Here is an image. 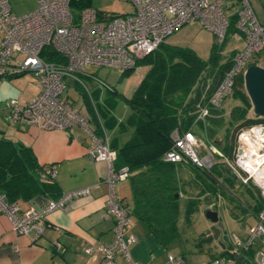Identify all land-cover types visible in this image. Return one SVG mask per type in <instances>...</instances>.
<instances>
[{
    "label": "built area",
    "instance_id": "obj_1",
    "mask_svg": "<svg viewBox=\"0 0 264 264\" xmlns=\"http://www.w3.org/2000/svg\"><path fill=\"white\" fill-rule=\"evenodd\" d=\"M131 10L122 14H104L91 5L81 6V0H36V7L22 15L11 12L9 0H0V77L13 69L17 73H32L38 92L26 104L18 98L6 102L5 120L9 124L25 123L41 130H67L74 124L81 126L91 137L87 149L94 161L105 162L107 172L103 178L107 186L104 216L112 219L115 233L109 244H88L85 252H98L106 264H114L122 256L128 264H143L131 259L130 246L136 239L127 234L132 216L117 198L116 185L129 178L128 167L115 168L116 151L109 139L89 128L88 114L75 109L61 98L66 82L82 84L88 66L119 71L134 70L136 62L154 51L169 35L184 25L197 22L222 42L231 19L235 18L236 33L242 38V47L232 58V67L224 74L211 103L218 105L233 89L235 77L245 71L253 55L264 50V25L259 21L250 0H122ZM72 8L79 13L73 16ZM51 52L54 61H46L42 54ZM22 56L20 64L11 67L10 60ZM135 70H138L136 68ZM95 82L97 77L92 76ZM201 111V116L206 115ZM195 136L187 131L172 138V148L164 160L172 163L190 160L198 167L208 169L207 158H199L194 148ZM211 153L217 152L210 147ZM241 180L246 183L252 176L246 172ZM54 176L53 169L45 170L41 180ZM89 194L88 188L62 194L50 199L39 210H19L14 203L6 202L0 195V215H5L18 234L29 235L32 240L42 235L46 214L65 209L75 197ZM264 197V189H261ZM259 240L264 247V209L257 215L256 224L250 228L247 240L232 239L235 248L245 249ZM163 264H187L183 255H170ZM205 264H237L231 256H220ZM255 264H264V249L255 253Z\"/></svg>",
    "mask_w": 264,
    "mask_h": 264
},
{
    "label": "crops",
    "instance_id": "obj_2",
    "mask_svg": "<svg viewBox=\"0 0 264 264\" xmlns=\"http://www.w3.org/2000/svg\"><path fill=\"white\" fill-rule=\"evenodd\" d=\"M259 14L264 17V9H260ZM234 38L236 42H242L239 35ZM239 49L241 47L237 46L236 50ZM17 59L22 60V56L17 55L10 60L9 65L12 68L18 66L15 64ZM143 70V74H138V80L133 82L134 90L140 77L146 72L145 68ZM109 71L106 79H109L110 75H117L118 80L121 81L129 75H124L119 70ZM30 77L32 79L29 80L26 73L17 75L13 69L0 77V184L8 182L12 176L20 175L21 167L15 164L26 152L35 158L41 168L54 170L50 182L55 184L56 192L60 196L83 188H88L89 194L73 198L65 209L46 214L43 218V233L35 240L29 235L15 232L8 218L3 214L0 215V264H106L98 252L92 254L85 252V246L88 244L94 246L109 244L115 238L113 221L104 216L107 186L103 178L107 172V165L105 162L94 161L88 156L87 149L91 144V137L77 124L67 130H41L25 123L9 124L5 120L8 100L18 98L19 103L24 105L37 94L38 86L33 76ZM23 79L25 80L22 81ZM78 110L87 113L85 107ZM125 118L126 116L118 118L116 122H108L109 132L104 129V135L109 140L115 135L117 123L124 121ZM102 131L101 135H103ZM244 136H249L253 143L252 147L244 143L242 140ZM117 139L118 143L124 142L127 136L119 135ZM238 141L245 144L246 150L237 145L236 157L239 160L236 162V167L232 165V161L226 162L227 174L229 175L228 171H231L236 177L229 175L232 180L225 183V196L222 198L218 196L219 194L210 195L208 198L210 203L202 204L192 215L198 216L197 219H193L195 224L201 221V218L206 221L201 233L194 232L191 237L180 235L164 243L150 232L146 222L133 218L127 231V234L133 235L136 239V242L130 246L132 260L143 264H163L170 255H183L187 264H205L218 256L231 255L237 260V264H255V253L259 249H264L260 241L256 240L248 248L239 249L234 247L232 239L242 242L247 240L250 228L256 224L257 215L264 207V197L261 194V189H264V162L256 166V174L252 173L254 169L250 171L247 165L240 163L243 159H249L243 163H250L253 159H258V156H264L262 150L264 134H260V128L256 134L253 133V129L243 130L238 136ZM204 157L209 160L210 167L215 164L211 162L210 153ZM246 172H250L252 176L244 183L241 177H246ZM187 173V178H190V173ZM185 178L182 177V184L186 181ZM24 179L23 176L18 178L20 181ZM25 185L26 183L22 182L16 186L21 191L14 202L19 210H39L50 200L47 195L34 193ZM115 193L122 203L132 207L129 180L119 182ZM188 198H191L190 195L182 196L179 216H184V202ZM209 204H214L213 210H222L224 214L225 229L221 230L218 238H215L212 224L204 216ZM178 227L180 229L179 223ZM203 234L205 237H202ZM226 234L229 238L227 243L222 240V236ZM208 236L212 237L210 241L205 239ZM114 264H128V262L122 256H116Z\"/></svg>",
    "mask_w": 264,
    "mask_h": 264
},
{
    "label": "trees",
    "instance_id": "obj_3",
    "mask_svg": "<svg viewBox=\"0 0 264 264\" xmlns=\"http://www.w3.org/2000/svg\"><path fill=\"white\" fill-rule=\"evenodd\" d=\"M89 4L90 0H81V6ZM230 29L236 32L234 17L228 31ZM225 42L226 38L222 42L214 41L206 60L190 48L169 45L165 41L138 60L136 68H145L146 72L140 77L133 94L123 97L130 114L117 123L115 135L109 140L110 147L117 154L115 168L128 167L130 173L127 180L132 191V207L123 203L124 206L129 209L132 218L146 222L150 232L164 243L182 235L178 227L181 191L185 190L186 195L191 197L184 202L183 217L189 223L202 204L210 203V195L225 196V183L232 180L227 174L226 162L232 161L237 153L239 132L264 125V117L248 116L252 107L243 87V71L235 77L232 89V92L235 91L234 98L242 103L236 114L232 112L225 121L221 105L227 98L218 105L210 102L224 74L232 67V58L237 52H232L224 62L220 55ZM42 57L46 61H54L51 52H44ZM134 70L122 71V74H130ZM202 110L207 111L206 115L199 117ZM96 130L101 134V128ZM187 131L195 136L194 148L199 158L205 156L198 151V142H201L203 148L213 157H219L221 162L206 169L186 158L177 163L165 161L166 152L172 148L173 136H181ZM124 134L127 140L118 143L117 136ZM210 147L217 152L211 153ZM15 165L21 167L20 175L0 184V195L6 202L14 203L18 199L21 191L16 186L22 182L34 193L47 195L53 200L60 197L50 177L40 179L45 169L38 166L30 154L25 152ZM184 171L189 172L191 177H186L182 184ZM20 176L25 179L18 180ZM192 188L195 189L194 195L187 191ZM211 238L208 236L205 239L210 241Z\"/></svg>",
    "mask_w": 264,
    "mask_h": 264
},
{
    "label": "rangeland",
    "instance_id": "obj_4",
    "mask_svg": "<svg viewBox=\"0 0 264 264\" xmlns=\"http://www.w3.org/2000/svg\"><path fill=\"white\" fill-rule=\"evenodd\" d=\"M260 1V2H259ZM254 11L259 18L260 22L264 24V17H261L259 14L260 9H264V0H250ZM10 6H11V12L15 15H22L25 14L31 10H33L36 7V0H9ZM93 8L100 11L101 13L106 14H122L127 13L131 10L129 3L124 2L122 0H90V4ZM79 13V10L77 8H72V14L73 16H77ZM237 33L235 31H232L231 29L228 31L226 35V42L223 51L221 52L220 57L225 62L229 59L230 54L234 51H236L237 46L242 47V44L240 46V41L236 42V39L234 37H237ZM216 41L213 37V34L208 31L207 29H204L200 26L199 23L194 22L187 25H184L183 27L177 29L175 32H173L171 35H169L165 42L169 45L174 46H180V47H187L193 50L198 57L201 59L206 60L209 57L211 47ZM21 62V59H17L15 61V64L19 65ZM251 64H257L262 67H264V51H262L260 54H255L252 57H250L247 66ZM109 70L112 69H106V68H98L96 66H88L85 69V76L86 77H80V80L83 85L87 87V90L84 86H82L79 83L75 82H66V88L61 96L63 100H65L67 103L72 105L75 109L80 108H86L87 114H88V120H89V128L92 130L100 129L101 127H104V129L109 132L110 124L112 122H116L118 118L126 116L130 114L129 108L126 106L124 98L130 97L134 91V84L138 80V74H143L144 70L142 67H139L138 70L132 71L128 76H125L123 79L118 80L117 75H110L109 79H106L107 72H110ZM26 76L28 79H32L30 76H33L32 73L27 72ZM92 76L97 77L99 81L95 82L93 79H91ZM34 79V77H33ZM23 79L22 81H24ZM35 80V79H34ZM234 92H232L231 95L227 97L222 103V108L225 111L224 113V120L226 121L232 112H235V114L239 111L240 106L242 103L234 98ZM238 109V110H236ZM249 118H255L256 116L253 114L252 108L250 109L248 113ZM125 118V119H126ZM109 122V123H108ZM259 126L264 125H255L250 129H253V133H257L259 130ZM245 131L247 129H244ZM241 130L239 134L242 132ZM238 134V136H239ZM198 140H200L198 138ZM237 145L239 144L240 148L245 149V144L252 147L253 143L250 140L249 136L242 137L241 143H238V137L236 138ZM204 142V140H200ZM199 148L198 151L201 152L202 156H207L209 153L206 151V149L203 148L202 143L198 142ZM238 147V146H237ZM246 150V149H245ZM264 150V148H262ZM260 151V150H259ZM204 157V156H203ZM211 162H219V157H213L211 155L210 157ZM239 159L236 157V155H233L232 158V165L236 167V162ZM249 159H243L240 163L242 165L250 168L253 170L254 168H251L249 164L252 162H259L257 161V158L253 159L251 158L252 162L250 163H243L244 161H248ZM264 162V161H262ZM261 162V163H262ZM260 163H257L259 165ZM255 173V171H253ZM252 172V173H253ZM257 173V172H256ZM255 173V174H256ZM183 176L187 177V172L182 173ZM191 176V174H190ZM186 179V178H185ZM187 190V189H186ZM188 194L194 195L195 189L192 188L188 189ZM191 192V193H189ZM236 192H240L237 191ZM185 190L181 191V196H185ZM180 195V194H179ZM183 202L181 197V203ZM248 203V202H247ZM246 203V204H247ZM194 217V216H193ZM198 216H195L194 219H197ZM179 226L181 229L182 235L185 237H191L196 232L197 234L201 233L202 227L206 225V221L201 218V221L199 220L196 224L194 220H190L189 223L185 221V218L180 215L179 218ZM195 225V227L193 226ZM193 226V227H192ZM191 228V229H190ZM191 232V234L189 233ZM191 235V236H190ZM175 252V251H174ZM187 259L190 260L188 256H186Z\"/></svg>",
    "mask_w": 264,
    "mask_h": 264
},
{
    "label": "water",
    "instance_id": "obj_5",
    "mask_svg": "<svg viewBox=\"0 0 264 264\" xmlns=\"http://www.w3.org/2000/svg\"><path fill=\"white\" fill-rule=\"evenodd\" d=\"M243 87L250 101L253 114L259 118L264 117V67L251 64L243 73ZM260 134H264V127L260 128ZM240 150V149H239ZM229 175L236 176L228 171ZM214 204H209L204 216L212 224V231L215 238H218L222 229H225V220L222 210H213ZM225 243L229 241L228 235H223Z\"/></svg>",
    "mask_w": 264,
    "mask_h": 264
},
{
    "label": "bare ground",
    "instance_id": "obj_6",
    "mask_svg": "<svg viewBox=\"0 0 264 264\" xmlns=\"http://www.w3.org/2000/svg\"><path fill=\"white\" fill-rule=\"evenodd\" d=\"M259 158L257 159V161L259 162H252L251 164L252 165H249L251 168H254V171L257 172V170L255 169L256 166H257V163H261L262 161H264V156L260 157L258 156ZM250 171H252L250 168H249ZM253 172V171H252ZM254 173V172H253Z\"/></svg>",
    "mask_w": 264,
    "mask_h": 264
},
{
    "label": "clouds",
    "instance_id": "obj_7",
    "mask_svg": "<svg viewBox=\"0 0 264 264\" xmlns=\"http://www.w3.org/2000/svg\"><path fill=\"white\" fill-rule=\"evenodd\" d=\"M246 68H247V67H246ZM261 127H264V126H259V128H261ZM209 168H211V167H209ZM209 168H208V169H209Z\"/></svg>",
    "mask_w": 264,
    "mask_h": 264
}]
</instances>
